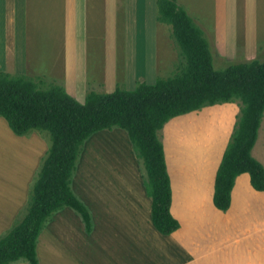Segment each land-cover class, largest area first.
<instances>
[{"label":"crops","instance_id":"1","mask_svg":"<svg viewBox=\"0 0 264 264\" xmlns=\"http://www.w3.org/2000/svg\"><path fill=\"white\" fill-rule=\"evenodd\" d=\"M175 1L202 31L212 62L216 56L264 61V0ZM171 31L157 20V0H0V71L42 78L83 102L88 91L111 92L117 83L127 90L154 83L161 62L172 59ZM231 104L198 109L199 119L211 109L205 124L199 122V145L185 144L182 126H166L198 110L163 126L176 230L163 235L154 227L138 169L121 166L119 181L97 190L77 188L72 175L71 189L87 207L91 229L85 231L74 209L59 210L45 247L39 246L42 231L38 236L37 264H264V190H255L242 172L229 208L213 204L216 170L235 120V110H226ZM119 130L129 147L124 157L137 158ZM30 174L25 165L16 176L26 181Z\"/></svg>","mask_w":264,"mask_h":264},{"label":"trees","instance_id":"2","mask_svg":"<svg viewBox=\"0 0 264 264\" xmlns=\"http://www.w3.org/2000/svg\"><path fill=\"white\" fill-rule=\"evenodd\" d=\"M157 20L171 25L183 60L174 75L158 76L151 84L137 82L133 90L117 83L111 92L88 91L79 102L42 78L0 71V117L15 135L46 131L50 142L23 217L0 235V264L21 259L37 264L38 236L63 207L74 209L90 231L89 211L72 191L71 178L85 140L113 126L125 130L142 162L151 220L163 235L179 227L170 212V179L159 137L175 116L238 102L237 120L216 170L213 204L222 211L229 208L235 177L242 172L249 174L255 190H264V167L251 154L264 113V61L246 60L217 70L202 31L175 0H157Z\"/></svg>","mask_w":264,"mask_h":264},{"label":"rangeland","instance_id":"3","mask_svg":"<svg viewBox=\"0 0 264 264\" xmlns=\"http://www.w3.org/2000/svg\"><path fill=\"white\" fill-rule=\"evenodd\" d=\"M173 45L172 59L165 63L164 61L161 62L163 68L159 73L160 77L166 78L174 75L177 71L176 66H178V63L183 60L180 54V48L174 40ZM217 57L218 56H216V60L213 61V67L217 70L223 69L231 63L241 62H221ZM230 103L232 104L228 105L226 110L230 112H232L233 109L235 110V120L231 128L232 131L239 113V104L238 102ZM207 110L211 109L202 110L201 113L205 114L202 118L200 117V119V113L198 110L191 112L186 116L175 118L166 126L169 129L173 128L175 124L179 127L182 126L184 134H188V140L186 139L185 144L199 145V143H197L199 142V122L205 124L204 120L206 119ZM116 128L118 127L113 126L111 129L100 130L90 136L88 140L83 143L78 156L76 170L73 172V184L75 183L77 188H81V185H83V187H93V189H96L95 187H101L110 181L117 182L120 177H116L119 173H116L115 171H121V166H132L138 169L139 172H141L140 178L143 181L145 171L141 160L138 158L133 159L131 154L126 158L124 157L125 154L123 153V150L129 147L127 146L128 144L123 142L124 136L121 130H119L120 128ZM159 137L162 141L163 127L159 130ZM49 143V135L46 131L31 130L22 136L14 135L8 128L6 122L0 117L1 235L8 231L23 217L31 196L32 185L46 155ZM117 150L118 152H116ZM252 153L260 158V162L264 164V113ZM25 165L31 168V174L29 177L27 176L26 181L24 180V176H22V178L16 176L17 171L23 168L25 169ZM85 180L87 181L84 183ZM20 184H26V186L20 190ZM58 213H60L59 210L53 213L45 222L39 239L40 247H45L49 243L51 239L50 233L52 221L56 219L54 215ZM21 261L25 260H18L16 263Z\"/></svg>","mask_w":264,"mask_h":264}]
</instances>
